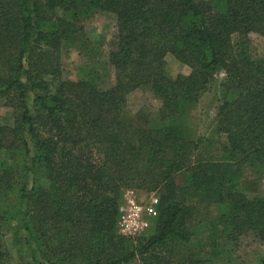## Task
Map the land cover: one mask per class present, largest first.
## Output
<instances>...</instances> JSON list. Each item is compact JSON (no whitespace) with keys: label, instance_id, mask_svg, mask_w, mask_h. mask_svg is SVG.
<instances>
[{"label":"trees","instance_id":"1","mask_svg":"<svg viewBox=\"0 0 264 264\" xmlns=\"http://www.w3.org/2000/svg\"><path fill=\"white\" fill-rule=\"evenodd\" d=\"M99 13L116 24L104 89V53L84 28ZM250 33L264 36V0H0V99L13 109L0 125V224L24 232L29 264H208L242 236L264 245V195L246 177L264 173V58ZM66 44L85 78L61 79ZM168 54L188 72L168 76ZM219 71L225 140L203 154L186 116ZM138 88L160 103L145 126L122 116ZM128 188L157 197L145 235L118 232ZM210 205L223 210H198ZM2 247L0 234V262Z\"/></svg>","mask_w":264,"mask_h":264},{"label":"rangeland","instance_id":"2","mask_svg":"<svg viewBox=\"0 0 264 264\" xmlns=\"http://www.w3.org/2000/svg\"><path fill=\"white\" fill-rule=\"evenodd\" d=\"M87 37L91 40H98L102 47L104 56L101 62L96 64L102 74L100 88L109 87L114 82L112 68L106 64L105 55L109 48V39L116 32L114 16L108 13H99L90 21L84 24ZM238 39L236 35L232 36V41ZM249 53L255 58H264V36L257 33L249 34V44L247 45ZM62 75L61 79L77 80L86 77V70L82 66L85 63L79 54L78 45L66 44L60 51ZM166 72L168 76L174 77L178 73H187L188 67L178 62L171 55H166ZM90 68V66H88ZM224 78L223 71H219L211 82L209 88L202 94L198 103L188 112L186 123L192 132L193 137L200 139V149L203 154L216 152L224 136L215 132V113L220 102L222 87L220 85ZM159 101L147 90L135 89L127 94L126 105L123 111V118L139 126H145L149 120L154 119L159 107ZM13 121V109L4 104L0 99V125L11 124ZM248 181L252 183L250 194L264 195V173L259 169H253L246 173ZM189 178L188 173L179 175L176 179L181 184ZM131 189V188H128ZM127 190V189H125ZM123 191V193L125 192ZM135 196L138 201L145 202L150 194L140 190H135ZM123 195V194H122ZM156 196V195H155ZM206 217H214L223 210L216 205L209 207H198ZM147 218V217H146ZM197 218L196 220H199ZM150 218H147L146 225L136 235L146 234V229ZM15 222L0 224V234L2 248L5 252L4 260L0 264H29L31 263L30 250L24 244V232L16 229ZM135 236V235H134ZM264 259V245L252 236H242L237 244H227L222 248L219 257L211 259L208 264H258ZM128 264H138L136 260Z\"/></svg>","mask_w":264,"mask_h":264},{"label":"built area","instance_id":"3","mask_svg":"<svg viewBox=\"0 0 264 264\" xmlns=\"http://www.w3.org/2000/svg\"><path fill=\"white\" fill-rule=\"evenodd\" d=\"M133 189H127L118 205L117 229L124 236L138 234L149 217L156 215L157 197L150 194L145 202H140ZM147 217V218H146Z\"/></svg>","mask_w":264,"mask_h":264}]
</instances>
